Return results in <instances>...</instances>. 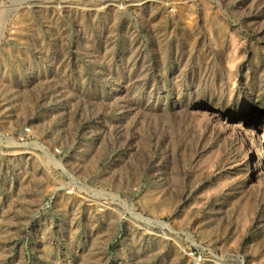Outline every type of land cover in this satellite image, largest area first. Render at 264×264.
Here are the masks:
<instances>
[{"label":"rangeland","instance_id":"1","mask_svg":"<svg viewBox=\"0 0 264 264\" xmlns=\"http://www.w3.org/2000/svg\"><path fill=\"white\" fill-rule=\"evenodd\" d=\"M0 264H264V0H0Z\"/></svg>","mask_w":264,"mask_h":264},{"label":"bare ground","instance_id":"2","mask_svg":"<svg viewBox=\"0 0 264 264\" xmlns=\"http://www.w3.org/2000/svg\"><path fill=\"white\" fill-rule=\"evenodd\" d=\"M141 2H137L136 4H134V5H139Z\"/></svg>","mask_w":264,"mask_h":264}]
</instances>
